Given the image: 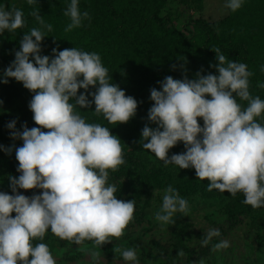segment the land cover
Here are the masks:
<instances>
[{
    "label": "clouds",
    "instance_id": "clouds-1",
    "mask_svg": "<svg viewBox=\"0 0 264 264\" xmlns=\"http://www.w3.org/2000/svg\"><path fill=\"white\" fill-rule=\"evenodd\" d=\"M244 3L225 0L224 6L236 12ZM63 14L70 19L65 31L90 19L79 0H70ZM32 15L39 26L23 34L14 60L0 73V83L15 80L33 94L28 107L38 126L29 128L25 123L18 129L13 119L6 124L13 143L0 145L6 155L15 152L19 173L8 176L12 194L0 191V264H56L46 243H33L48 232L75 245L88 240L102 246L123 235L136 207L134 199H119L117 186L109 182V170L125 163L121 139L111 128L87 122L77 108L90 109L94 104L95 114L118 126L136 116L137 100L113 82L96 52L72 47L42 55L41 44L52 25L39 12ZM25 25L22 10H6L0 4V35ZM212 51L217 63L209 67L215 74L197 72L193 79L166 76L159 82L160 90H150L149 123L142 128L139 143L165 166L194 169L199 180L209 182L208 191L242 193L244 204L264 208V123L258 120L264 116V99L250 93L253 73L247 64L228 59L219 48ZM15 141H22L21 146ZM178 143L185 150L169 156ZM18 190L38 194L26 196ZM188 211V201L168 185L154 218L163 227L174 224L177 213ZM220 237L218 228H209L201 246ZM229 246L228 240L218 239L212 250ZM120 254L127 264H139L135 248Z\"/></svg>",
    "mask_w": 264,
    "mask_h": 264
},
{
    "label": "trees",
    "instance_id": "trees-1",
    "mask_svg": "<svg viewBox=\"0 0 264 264\" xmlns=\"http://www.w3.org/2000/svg\"><path fill=\"white\" fill-rule=\"evenodd\" d=\"M164 1L157 0L158 4H156L155 0H79L81 11H88L90 19L85 20L81 27L71 31H65L70 19L63 14L70 0H37L31 5L27 2L20 9L24 13L26 25L7 34L3 50L0 53V71L3 72L14 60V52L19 50V41L23 34L31 28L39 26L36 18L32 15V12L36 11L40 13L46 23L52 25V31L47 33L48 37H45L41 44L42 55L51 56L53 49L63 50L77 47L84 51L98 53L108 71L114 70L116 64H120L116 70L122 68L124 64L126 66L125 73L113 76L116 78L113 82L120 79L118 83L125 91L131 87L127 79L132 82L134 88L128 95L132 96L133 93L140 97L141 108L142 101L145 99L152 103L148 99L150 90L158 89L157 83L160 82L158 77L163 75L161 68L163 62L161 61L164 59L160 58L157 52L167 44L169 45L170 41H172V45L178 43L182 48L190 45L188 42L190 39L185 32L179 31L175 24L173 27L168 26V18L162 15ZM258 1L264 2V0ZM193 28L197 31L195 32L197 35L194 37L195 42H190L195 44L199 50L209 72L215 74V69L210 68L209 65L217 63L216 54L212 50L219 48L228 59L247 64L248 70L253 73L249 77V90L254 96V86H257L259 74L264 72L261 71V67L264 66V54L255 50L253 42L249 39L248 31L243 32L236 27L232 15L218 21L195 19ZM14 81L10 80L3 87L12 92ZM92 90L93 88H90V91ZM14 92L6 93L3 101L4 105H7L6 102H13L16 105L13 113H5L6 110L0 109V145L4 146H10L13 143L9 130L6 128L9 121L17 120L18 129L25 123L29 128L38 127L34 124L33 114L28 107L33 94L24 87H20ZM13 94H16L17 97L12 98ZM238 102L244 106L247 104L246 101H241L239 98ZM77 111L80 115L86 116L89 110L77 108ZM258 120L264 123V116ZM147 123H149L147 117L138 115L115 130L116 135L122 141V154L125 163L114 171L109 170V174H113L116 179L126 180L117 186L116 195L119 199L139 201L143 196L150 194V185L155 184V186L166 188L172 184L174 170L171 165L165 166L160 161L158 164L150 166L152 154L148 150L142 149L139 143L142 128ZM149 126L155 127V125ZM15 144L19 147L22 141H15ZM184 150L183 143H178L177 146L170 149V154L181 153ZM153 157L155 158L154 155ZM17 166L18 161L14 151L10 156L0 151V189L9 194L12 193L8 176L19 175L16 172ZM185 172L186 175L178 177V186L173 187L187 201L197 195L209 197L210 194L217 195L220 192L219 190L208 191L206 186L209 182L199 180L194 169H185ZM18 191L26 196H31L34 192L38 194V190ZM237 198L232 214L243 212L252 214L258 211V209L242 202L244 200L242 193H239ZM187 231V228L177 231V247L176 244L175 247L179 251L190 254L193 250L185 242ZM54 240L61 239L48 232L43 240L36 239L33 243L51 244ZM65 259L67 261V258ZM77 262L78 260L73 258L68 259L65 264H78Z\"/></svg>",
    "mask_w": 264,
    "mask_h": 264
},
{
    "label": "rangeland",
    "instance_id": "rangeland-1",
    "mask_svg": "<svg viewBox=\"0 0 264 264\" xmlns=\"http://www.w3.org/2000/svg\"><path fill=\"white\" fill-rule=\"evenodd\" d=\"M161 1V0H160ZM156 4L157 0H155ZM27 0H0V4H4L6 10L10 8L21 9ZM225 0H165L163 3L162 15L168 18V26L173 27L175 24L179 31L185 32L187 37L193 43L194 37L197 35L194 30L195 19H203L206 21H218L232 15L236 27L243 32L248 31L249 39L253 42L256 51L264 54V2L258 0H245L243 6L236 12L228 10L225 6ZM8 32L5 31L0 35V53L3 50V44L6 40ZM190 41L189 47L182 48L180 44L164 46L157 53L161 62L162 76H159L160 82L166 76H172L174 79H183L187 75L189 79H193L197 72L207 74L209 70L204 65L203 57L199 50ZM120 64H116L115 67ZM175 65V69L173 68ZM109 70V76L112 80L113 76L122 75L126 71V66L116 70ZM0 73H2L0 71ZM120 79L114 83L119 85ZM129 90L125 91L126 95L130 94V90L134 88L132 82L128 79ZM12 92L10 89L3 87L0 83V101H4L6 93H15L16 89L23 87L19 82L14 81ZM159 85V82L157 83ZM264 84V72L259 74L257 86L255 85L254 96L264 99V88L259 87ZM120 86V85H119ZM160 90L159 86L158 89ZM90 91V90H89ZM95 89L93 88L92 92ZM83 89L79 90V93ZM12 98H16L13 94ZM138 102L136 117H147L148 110L152 103L145 100L142 101L140 108V97L132 93ZM91 99V97H89ZM150 99V95L148 96ZM13 100V99H10ZM2 103L0 109L6 110L5 113H13L15 104L13 102ZM12 103V104H11ZM142 109V110H140ZM87 112L86 116L81 115L89 123H100L107 126L116 135L115 130L124 124H109L104 120L102 115H97L95 105ZM198 123L203 125L202 120ZM119 137V136H118ZM120 138V137H119ZM169 156L170 150H169ZM151 165L158 164L161 160L151 157ZM164 165L163 161H161ZM171 165V164H170ZM168 166V165H167ZM174 172L172 186H178L180 176L186 175L185 169L171 165ZM185 172V174H184ZM123 179H116L113 174H109V182L116 186L125 182ZM1 187V184H0ZM151 192L148 196H143L136 201V207L133 219L126 226L124 233L119 238H110L111 242L102 246H97L90 242H83L81 245H75L67 240H54L51 244H47L56 264H65L68 259L78 260V264H127L121 257V250L126 248H135L137 250L139 264H197L200 259L205 264H264V208H258L256 213H234V205L237 203V197L231 196L229 193L219 192L210 194L209 197L197 195L189 198V211L187 215L177 213L175 223L167 226H161L154 218V213L162 204V197L165 187L150 185ZM3 191V189H0ZM241 194V193H240ZM183 197V196H182ZM187 228L185 242L190 247L192 253L183 252V256H178L177 247V231ZM209 228H218L221 232L220 238H214L208 246H201V239ZM218 239H226L229 241V247L219 251L212 250V244L218 242ZM176 244V247H175ZM67 258V261L66 259ZM66 261V262H65Z\"/></svg>",
    "mask_w": 264,
    "mask_h": 264
}]
</instances>
